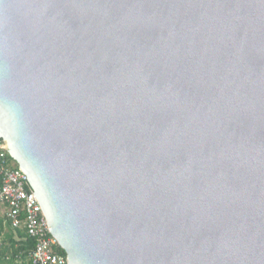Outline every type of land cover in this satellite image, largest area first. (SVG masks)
<instances>
[{
  "label": "water",
  "instance_id": "1",
  "mask_svg": "<svg viewBox=\"0 0 264 264\" xmlns=\"http://www.w3.org/2000/svg\"><path fill=\"white\" fill-rule=\"evenodd\" d=\"M0 140L67 264H264V0H0Z\"/></svg>",
  "mask_w": 264,
  "mask_h": 264
},
{
  "label": "built area",
  "instance_id": "2",
  "mask_svg": "<svg viewBox=\"0 0 264 264\" xmlns=\"http://www.w3.org/2000/svg\"><path fill=\"white\" fill-rule=\"evenodd\" d=\"M3 146L0 140V207L11 227L21 231L32 242L27 264H67L65 254L59 252L61 249L48 232L49 226L25 183V175L9 159ZM17 262L20 263V258Z\"/></svg>",
  "mask_w": 264,
  "mask_h": 264
},
{
  "label": "trees",
  "instance_id": "3",
  "mask_svg": "<svg viewBox=\"0 0 264 264\" xmlns=\"http://www.w3.org/2000/svg\"><path fill=\"white\" fill-rule=\"evenodd\" d=\"M10 159V157H9ZM11 160V159H10ZM12 161V160H11ZM16 165V164H15ZM17 167V165H16ZM4 221V220H3ZM2 220H0V228H2L3 226H6L7 228H11V223L9 220L5 219V223H3ZM9 234H7V242H3L1 244V248H0V263L5 262L4 257L7 254H10L11 252V260L7 261V263H11L13 258L19 253L20 255V259L22 260L21 264H27V260H28V254L29 251L32 249V242L29 238L25 237L24 234H22L20 231H18V236L20 238V241L18 242L19 248L18 249H14V242H13V233L11 232L10 229H8ZM59 252H61L62 254H64V252L62 250H59Z\"/></svg>",
  "mask_w": 264,
  "mask_h": 264
},
{
  "label": "crops",
  "instance_id": "4",
  "mask_svg": "<svg viewBox=\"0 0 264 264\" xmlns=\"http://www.w3.org/2000/svg\"><path fill=\"white\" fill-rule=\"evenodd\" d=\"M5 215H4V210L2 207H0V220H4L3 223H5ZM8 229L11 230V232L13 233V242L15 243L14 244V249H18L19 248V245L18 242L20 240L19 236H18V231L19 230H16V229H13L12 227L11 228H7L6 226H3L2 228H0V248H1V244L3 242H7V234H9V231ZM21 232V231H20ZM22 233V232H21ZM23 234V233H22ZM20 253V252H19ZM19 253L13 258L12 262L11 263H7V261L11 260V252L10 254H7L4 259L6 257H9V260H4L5 262H2L0 264H21L22 263V260L20 259V263L17 262V259L20 258L19 256ZM28 263V262H27Z\"/></svg>",
  "mask_w": 264,
  "mask_h": 264
}]
</instances>
